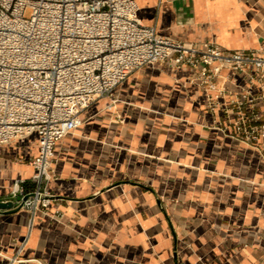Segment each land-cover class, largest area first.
I'll list each match as a JSON object with an SVG mask.
<instances>
[{"label":"crops","instance_id":"obj_1","mask_svg":"<svg viewBox=\"0 0 264 264\" xmlns=\"http://www.w3.org/2000/svg\"><path fill=\"white\" fill-rule=\"evenodd\" d=\"M136 1L144 24L179 41L264 42V0ZM195 75L145 65L115 101H94L56 145L53 197L31 229L28 207L0 214V264H264V155L217 128ZM36 154L33 137L0 146V200L20 199L17 179L33 190Z\"/></svg>","mask_w":264,"mask_h":264},{"label":"built area","instance_id":"obj_2","mask_svg":"<svg viewBox=\"0 0 264 264\" xmlns=\"http://www.w3.org/2000/svg\"><path fill=\"white\" fill-rule=\"evenodd\" d=\"M165 62L193 70L217 128L264 155V42L227 50L179 41L144 24L136 0H0V146L33 137L37 147L29 161L33 190L25 191L24 179L11 188L16 203L35 194L22 206L29 230L50 203L37 196L50 195L57 143L82 125L94 101H115L131 73ZM238 76L245 81L238 91L217 85Z\"/></svg>","mask_w":264,"mask_h":264},{"label":"water","instance_id":"obj_3","mask_svg":"<svg viewBox=\"0 0 264 264\" xmlns=\"http://www.w3.org/2000/svg\"><path fill=\"white\" fill-rule=\"evenodd\" d=\"M34 197H35L34 193L26 194L24 197L21 198V201L19 203H16L14 200H11V199L0 200V214H8V213H14V212L19 211L27 199L34 198ZM37 197L51 199L53 196L39 194Z\"/></svg>","mask_w":264,"mask_h":264},{"label":"rangeland","instance_id":"obj_4","mask_svg":"<svg viewBox=\"0 0 264 264\" xmlns=\"http://www.w3.org/2000/svg\"><path fill=\"white\" fill-rule=\"evenodd\" d=\"M29 14H30V12H29V11H27L26 15H27V16H29Z\"/></svg>","mask_w":264,"mask_h":264}]
</instances>
